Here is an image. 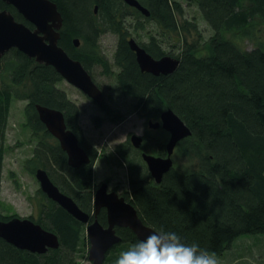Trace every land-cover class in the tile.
Segmentation results:
<instances>
[{"label":"trees","instance_id":"16d2710c","mask_svg":"<svg viewBox=\"0 0 264 264\" xmlns=\"http://www.w3.org/2000/svg\"><path fill=\"white\" fill-rule=\"evenodd\" d=\"M53 1L64 18L60 44L70 56L88 69L97 63L107 67V76H116L141 114L157 119L171 108L191 128L192 134L176 146L188 165L174 166L160 183L139 158L120 147L106 156L109 162L127 164L129 186L123 195L145 223L158 231L176 232L184 242L198 243L218 259L225 258L241 236L264 234V0H139L150 15L124 0ZM185 4L195 6L213 30L208 38L200 21L186 16ZM3 9L34 27L13 5L0 0ZM106 32L118 36L113 59L107 57V62L99 43ZM131 37L156 58H178L176 70L161 75L142 71L129 45ZM62 81L54 66L18 48L0 57V221L19 216L3 213L1 197L9 121L18 100L25 102L22 127L36 141L24 167L32 174L46 169L84 211H94V165L100 150L86 144L80 106L60 86ZM36 104L63 111L67 127L78 136L90 162L79 167L68 163ZM123 117L107 106V118L120 121ZM94 123L100 126L101 121L94 117ZM168 136L165 130L148 131L143 146L165 156ZM38 193L39 210L30 218L57 233L60 246L31 252L0 236V264H79L90 246L86 224L41 188ZM100 219L106 223L105 212ZM117 232L122 241L103 264H115L120 253L139 240L129 228L119 227Z\"/></svg>","mask_w":264,"mask_h":264},{"label":"water","instance_id":"95a60500","mask_svg":"<svg viewBox=\"0 0 264 264\" xmlns=\"http://www.w3.org/2000/svg\"><path fill=\"white\" fill-rule=\"evenodd\" d=\"M3 1L13 5L34 27L17 20L11 11L0 10V57L10 49L18 48L40 63L54 66L65 80L82 90L96 103L101 104L104 98L101 88L95 83L83 63L70 56L60 44V30L64 18L58 4L53 0ZM124 1L139 9L143 14L150 15L148 8L139 0ZM97 11L98 7H96ZM74 42L76 46L81 43L77 37L74 38ZM129 45L135 52L142 71L155 75L169 74L174 72L179 65V59L170 55L154 57L135 37L129 39ZM36 108L41 121L66 152L68 163L79 167L83 163L90 162L91 158L80 145L78 136L67 127L63 111L42 104H36ZM148 126L150 128L162 127L169 132L166 156L146 152L143 154V159L152 177L160 183L164 174L174 167L173 154L177 144L190 136L192 131L171 108L161 113L160 120H150ZM131 139L136 147H140L143 141L142 136L137 133H134ZM35 175L41 190L49 198L87 225L86 231L90 243L88 259L93 264H103L108 252L122 241L117 227L131 229L139 240L145 238L151 231H158L145 223L137 208L124 196L116 191L109 192L107 183L101 184L96 190L95 210L91 221L92 215L84 211L70 195L63 192L54 183L46 169L38 168ZM103 208L107 210V226L98 219ZM0 236L15 246L31 252L44 253L50 248L60 246L57 233L44 228L30 217L13 216L8 220L0 221Z\"/></svg>","mask_w":264,"mask_h":264},{"label":"rangeland","instance_id":"374dc122","mask_svg":"<svg viewBox=\"0 0 264 264\" xmlns=\"http://www.w3.org/2000/svg\"><path fill=\"white\" fill-rule=\"evenodd\" d=\"M183 1L184 0H180ZM185 3V2H184ZM186 5V4H185ZM195 6L187 7L186 16L195 17L200 21V27L204 37L208 38L213 30L203 20L202 14ZM232 33H226L231 36ZM146 40V36L141 38ZM118 42V36L112 32H106L100 38V47L103 54L106 52L110 61L113 59L114 51ZM117 70V68H115ZM95 72L99 74L102 84L107 82V103L117 112H122L124 117L122 120L115 122L107 118L101 126H97L92 116L99 114L103 116L100 107L97 106L89 98L82 95L75 87L67 81H62L60 86L69 93L70 97L75 100L81 107V123L88 139L96 144L101 150V156L95 166L96 179L101 180L105 177L111 180V186H117L118 190L125 191L129 186V170L127 164L122 165L120 162H109L106 156L110 154L116 147H120L139 158L142 162L141 166L145 169L141 153L136 149H132V145L128 140L132 133L143 134L148 128L147 120L144 115L137 111L134 107L132 97L127 96L121 89L114 74L108 75L107 80L102 74L101 68L96 67ZM23 100L13 103L9 128L7 134L8 152L4 159V167L2 172V202L3 213L16 214L22 217H30L38 213V193L40 183L35 174H32L24 167V161L31 156L35 140L30 134L23 129L24 121ZM156 120V119H155ZM152 133L157 130L150 129ZM130 141V140H129ZM133 157V158H135ZM136 159V158H135ZM138 161V159H136ZM174 166L177 168H185L188 160L178 153L175 148L173 154ZM139 162V161H138ZM226 252L225 258L219 259L220 264H264V234L260 235H243L238 239L233 247ZM234 261V262H233ZM79 264H93L88 259V253L85 258H80Z\"/></svg>","mask_w":264,"mask_h":264},{"label":"clouds","instance_id":"9594fccd","mask_svg":"<svg viewBox=\"0 0 264 264\" xmlns=\"http://www.w3.org/2000/svg\"><path fill=\"white\" fill-rule=\"evenodd\" d=\"M115 264H220L215 253L186 243L173 231H151L120 253Z\"/></svg>","mask_w":264,"mask_h":264},{"label":"flooded vegetation","instance_id":"af4514ba","mask_svg":"<svg viewBox=\"0 0 264 264\" xmlns=\"http://www.w3.org/2000/svg\"><path fill=\"white\" fill-rule=\"evenodd\" d=\"M131 6V5H130ZM132 7H134V6H132ZM95 11H96V9H95ZM98 12V11H97ZM103 54V53H102ZM103 56H104V58L106 59V62H107V53L105 52L104 54H103ZM75 59H77V58H75ZM79 60V59H78ZM81 61V60H80ZM82 62V61H81ZM84 65V64H83ZM98 68V67H100L101 68V71H102V74L104 75V78L107 80V67H105V66H103V64H101V63H97V64H94L90 69H88V68H86L87 70H88V72L91 74V76H92V78H93V80L95 81V83L99 86V88H101V90L103 91V96H104V98H103V101H102V103L101 104H99V103H96L92 98H90L87 94H85L82 90H80L79 88H77L76 86H74V85H72L73 87H75L78 91H80L81 93H82V95H84L85 97H87V98H89L90 100H92L94 103H96L97 104V106L98 107H100V109H101V111H102V113H103V116L102 115H99V114H96V115H93L92 116V120H93V122H94V117H97L98 119H99V121H101V124H100V126L103 124V122H104V120L105 121H107V106H110L108 103H107V82L105 83V84H102L101 83V81H100V79H98V75L99 74H101V72L99 73V74H97L96 72H95V68ZM63 77V76H62ZM63 81H67V80H65L64 78H63ZM68 82V81H67ZM69 83V82H68ZM70 84V83H69ZM79 105V104H78ZM80 106V105H79ZM143 115V114H142ZM145 116V118H146V120H147V124L149 125V121L150 120H153V121H158V120H160V118H161V115H160V117L159 118H157L156 120L154 119V118H152V117H148V116H146V115H144ZM79 121H80V126L83 128V125H82V123H81V107H80V116H79ZM115 122H118V121H115ZM149 128H150V126H149ZM150 129H154V130H165L164 128H162V127H159V128H150ZM150 129H146L144 132H143V134H139V135H141L142 136V138H143V141H142V143H141V145H140V147H136L134 144H133V142H132V139H131V137H132V135L134 134V133H132L131 134V136H130V145H132V149H136L138 152H140L141 153V156H142V158H143V154L146 152V153H152V154H156V153H154L153 152V150L152 149H146L144 146H143V143H144V140H145V138H146V136H147V132L148 131H150ZM83 130H84V128H83ZM165 131H167V130H165ZM168 132V131H167ZM168 134H169V132H168ZM84 139H85V141H86V144L89 146V145H91L92 147H96V148H98V146L96 145V144H94V143H92L89 139H88V137L86 136V134H85V131H84ZM100 150V149H99ZM156 155H160V154H156ZM101 156H103V154H102V152H101V150H100V153H99V156H98V158L96 159V161H95V165H94V167L96 166V162H97V160L101 157ZM162 156V155H161ZM166 156V155H165ZM106 158V160H107V157H105ZM145 161V160H144ZM146 163V162H145ZM146 165H147V163H146ZM147 168H148V165H147ZM96 169V168H95ZM149 170V169H148ZM95 182H96V188H95V190H94V198H95V193H96V190L101 186V184H103V183H107L108 184V191L109 192H111V191H116V192H118L121 196H124L125 197V195H123V193L126 191H120V190H118V188H117V186H115V187H113V186H111V180L109 179V178H107V177H105V178H103V179H101V180H97L96 179V172H95ZM126 198V197H125ZM127 199V198H126ZM129 201V200H128ZM130 202V201H129ZM93 204H94V200H93ZM94 210H95V206H94ZM87 212V211H86ZM102 212H105V216H106V223L104 224L105 226H107V222H108V220H107V210L105 209V208H103V209H101V211H100V214H99V216H98V219H99V221L101 220L100 219V215H101V213ZM93 213H94V211H93ZM93 213H90L91 215L93 214ZM93 220V215L91 216V221ZM101 222V221H100ZM102 223V222H101ZM103 224V223H102ZM87 226V225H86ZM117 228H119V227H117ZM116 228V229H117Z\"/></svg>","mask_w":264,"mask_h":264}]
</instances>
